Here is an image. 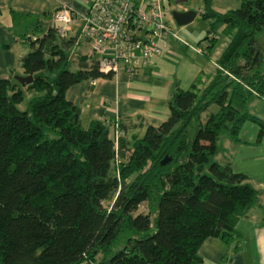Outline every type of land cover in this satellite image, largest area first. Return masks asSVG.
Here are the masks:
<instances>
[{
	"label": "trees",
	"instance_id": "trees-1",
	"mask_svg": "<svg viewBox=\"0 0 264 264\" xmlns=\"http://www.w3.org/2000/svg\"><path fill=\"white\" fill-rule=\"evenodd\" d=\"M201 1L207 34L224 25L242 39L206 82L172 88L167 118L139 137L117 119L82 128L66 90L112 76L90 59L70 71L73 42L51 26L27 40L19 65L32 82L0 78V264H202L206 239L237 238L259 193L212 157L218 136L236 142L244 121L264 133L246 108L264 100V51L255 47L264 0L224 13ZM31 91L37 96L17 110Z\"/></svg>",
	"mask_w": 264,
	"mask_h": 264
},
{
	"label": "crops",
	"instance_id": "crops-1",
	"mask_svg": "<svg viewBox=\"0 0 264 264\" xmlns=\"http://www.w3.org/2000/svg\"><path fill=\"white\" fill-rule=\"evenodd\" d=\"M49 1L55 6L46 15L44 29L50 26L51 16L58 8L65 6L74 13H82L87 7V0ZM158 2L165 15L164 21L169 31V34L159 42L162 48L160 56L151 58L149 64L145 68L138 69L129 81L124 74L118 73L112 79L83 81L66 90L64 97L78 108L82 128L85 129L94 120L117 119V122L125 126L128 137L141 136L145 128H155L167 118V101L172 88L177 86L184 91L198 77H201L202 82H206L213 71L225 63L242 39L240 30H233L230 35H226L224 25H218L212 30L216 39L214 46L209 49V40L206 37L210 31V21L200 18L203 11L201 0H158ZM14 3H16L14 9L19 11V15L25 16V23L13 38H17L14 40L15 44H22L28 32H30L29 37L35 35L30 38L34 39L38 37L36 34L43 32L44 29L42 30L38 20V5L26 10L21 7L19 10V5L23 3L0 0V14ZM239 5L240 0H210L211 9L217 13L235 10ZM173 10L193 11L195 17L187 25L176 27L169 15ZM8 11L14 13L13 9ZM23 11L25 13H22ZM3 14L0 27L9 29L11 20ZM196 20L204 21L206 24H194ZM78 22L72 25V32L68 38L73 42L70 51L72 54L69 55L73 69L80 59L88 61L90 58L87 46L78 43L77 37L74 38L76 33L74 34L73 30L79 26ZM171 34H174V37ZM2 47L6 48L7 52L0 54L8 56L9 44L4 43ZM27 48L28 50H23L24 54L18 52L12 57L14 63H19L21 57L29 52L28 45ZM10 65L0 64V72L11 67ZM19 76H23L22 70ZM5 79H11V75ZM246 108L249 114L264 122V100L252 99ZM109 137L112 138L111 128ZM212 160L220 166L229 165L233 172L244 175L259 194L256 205L237 222L236 239L222 243L218 239L208 238L200 245L198 255L202 264H264V133H261L254 123L244 121L238 131L236 142L225 135L218 136Z\"/></svg>",
	"mask_w": 264,
	"mask_h": 264
},
{
	"label": "built area",
	"instance_id": "built-area-1",
	"mask_svg": "<svg viewBox=\"0 0 264 264\" xmlns=\"http://www.w3.org/2000/svg\"><path fill=\"white\" fill-rule=\"evenodd\" d=\"M164 17L158 0H88L85 15L62 6L53 12L50 26L58 38L68 39L80 21L76 41L87 46L97 71L112 77L122 73L129 81L162 54L159 42L169 34ZM208 38L216 39L213 33Z\"/></svg>",
	"mask_w": 264,
	"mask_h": 264
},
{
	"label": "rangeland",
	"instance_id": "rangeland-1",
	"mask_svg": "<svg viewBox=\"0 0 264 264\" xmlns=\"http://www.w3.org/2000/svg\"><path fill=\"white\" fill-rule=\"evenodd\" d=\"M2 1V0H1ZM13 2V0H11ZM47 1V2H46ZM49 0H14V2H17L18 4L23 3V5H19V10L22 7L23 9H30V8H34L36 5H38V20L41 23L40 26L42 28V30L46 27V15L48 12H51L52 10H50L51 8H53L55 6V4ZM88 1V0H87ZM16 3H14L13 5L10 4L9 7L7 9H4L2 11V13H4L3 15H5V17H9V20H11V24L10 22L8 24H10L8 26L9 29H4L2 27H0V53H6L7 50L6 48L2 47V44L4 43H8L9 44V54L8 56L5 54V56H3L2 54H0V64L1 65H6V64H11L8 69H5V71H1L0 72V78L1 77H7L9 75H11V80H13L14 77H17L19 75H21V70L19 68V63L16 62L14 63L12 57H15V55L19 52H21V54H24L23 50L27 48V40L28 38H33L35 35L33 34V32H31V35L29 37L30 32H28V36L25 37V40L22 44L20 43H16V41H14L15 39L17 40V38H14V35L17 34V32L20 30V27L25 23V16L23 14L19 15V11L15 8ZM13 9L12 12L14 13H9L8 10ZM54 10V9H53ZM87 10V7L85 8V11H83L82 13H77L78 15H85V12ZM2 13L0 14V24L2 23ZM22 13H25V11H23ZM42 14V16H41ZM27 21V20H26ZM51 21V19H50ZM79 26L74 29V34L76 33V36L74 38H76L80 32L81 28V22H78ZM200 23H205L204 21H199L196 20V22L194 21V24L197 25H201ZM79 29L78 32H76ZM26 31H28V29H25ZM31 30V29H30ZM45 30V29H44ZM41 33L38 32V34H36V36H39ZM12 38V40H10ZM23 47V48H21ZM255 47L259 52H263L264 51V28L256 35L255 37ZM72 54V53H70ZM69 54V55H70ZM2 55V56H1ZM70 71H74V66L73 64H69ZM35 96H37V94L34 91L31 92H23L22 93V98L21 101L16 105L17 110L19 111H24L26 109L27 103L29 102L30 99L34 98Z\"/></svg>",
	"mask_w": 264,
	"mask_h": 264
},
{
	"label": "water",
	"instance_id": "water-1",
	"mask_svg": "<svg viewBox=\"0 0 264 264\" xmlns=\"http://www.w3.org/2000/svg\"><path fill=\"white\" fill-rule=\"evenodd\" d=\"M170 18L175 23L176 27H183L190 23L194 17L195 12L193 11H170L169 13ZM13 80L19 85V86H26L29 85L32 82V77L30 75L27 76H17L14 77ZM167 162V159H163L160 164H165Z\"/></svg>",
	"mask_w": 264,
	"mask_h": 264
}]
</instances>
